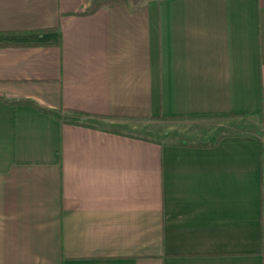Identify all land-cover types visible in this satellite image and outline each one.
I'll use <instances>...</instances> for the list:
<instances>
[{
  "label": "crops",
  "instance_id": "obj_1",
  "mask_svg": "<svg viewBox=\"0 0 264 264\" xmlns=\"http://www.w3.org/2000/svg\"><path fill=\"white\" fill-rule=\"evenodd\" d=\"M257 125L264 0H0V264H264Z\"/></svg>",
  "mask_w": 264,
  "mask_h": 264
},
{
  "label": "rangeland",
  "instance_id": "obj_2",
  "mask_svg": "<svg viewBox=\"0 0 264 264\" xmlns=\"http://www.w3.org/2000/svg\"><path fill=\"white\" fill-rule=\"evenodd\" d=\"M130 120H127V121H124V122H114V121H111V120H106L105 121V124L110 126V127H114V126H117V127H120V128H123V130L129 132H134L135 134H142V135H145V136H161V137H166L165 135V130L164 128H166L168 125L170 124H173L174 122H168L170 124H167V125H161V126H158V128H161V129H154V132L151 130V129H148L147 127L145 126H137V125H134L135 127L131 126V125H127V123L129 122ZM132 121V119H131ZM236 121V124L235 126H231V123H235ZM247 117L243 116V117H238V116H233V117H229V116H225V117H221L219 119V122L220 123H223L225 122V125H228V126H223L222 128H229L230 130L232 129H238V128H242V129H245V128H249V126L246 124L247 123ZM127 122V123H125ZM171 126H169L170 128ZM179 128V127H177ZM213 128H211L205 135L206 138L203 139L200 135L199 139L198 140H201V141H208V140H212L214 139L216 136L215 134H217L218 132L221 131L220 130H212ZM253 130L259 132L262 136H264V126H261V125H257V126H254L253 127ZM194 139V137H192Z\"/></svg>",
  "mask_w": 264,
  "mask_h": 264
},
{
  "label": "trees",
  "instance_id": "obj_3",
  "mask_svg": "<svg viewBox=\"0 0 264 264\" xmlns=\"http://www.w3.org/2000/svg\"><path fill=\"white\" fill-rule=\"evenodd\" d=\"M12 102H15V101H12ZM17 102H18V103H20V102H21V103H31V104H34V105L38 106V107H39L40 109H42V110H45V111L50 112V113L53 112L51 109H48V108L42 107V106L36 104L35 102H33V101H31V100H19V101H17Z\"/></svg>",
  "mask_w": 264,
  "mask_h": 264
}]
</instances>
